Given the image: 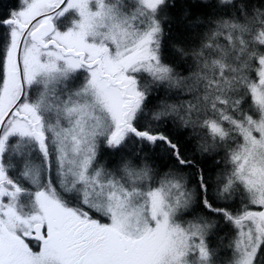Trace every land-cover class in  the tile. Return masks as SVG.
<instances>
[{"label": "snow or ice", "instance_id": "obj_1", "mask_svg": "<svg viewBox=\"0 0 264 264\" xmlns=\"http://www.w3.org/2000/svg\"><path fill=\"white\" fill-rule=\"evenodd\" d=\"M206 2L0 14V264H264V0Z\"/></svg>", "mask_w": 264, "mask_h": 264}, {"label": "trees", "instance_id": "obj_2", "mask_svg": "<svg viewBox=\"0 0 264 264\" xmlns=\"http://www.w3.org/2000/svg\"><path fill=\"white\" fill-rule=\"evenodd\" d=\"M211 3H214L215 0H210ZM16 6V0H0V14L6 15L10 8H14ZM188 8L191 15L190 19H195L197 16H202L208 14L212 11L211 7L209 6V2L206 0H176V6L169 9L170 16L177 22H179L180 17L185 8ZM180 31L178 27V23L173 24V34ZM165 55L171 59L167 60L166 62H172V59L178 60L179 57L176 53H174L171 47H167L165 49ZM159 98H163V93L159 94ZM172 102V101H169ZM195 143V141H193ZM219 159V157H217ZM208 166L211 168L212 162L208 161ZM214 171H219L220 169H213ZM224 254L223 252L221 255Z\"/></svg>", "mask_w": 264, "mask_h": 264}, {"label": "rangeland", "instance_id": "obj_3", "mask_svg": "<svg viewBox=\"0 0 264 264\" xmlns=\"http://www.w3.org/2000/svg\"><path fill=\"white\" fill-rule=\"evenodd\" d=\"M224 254H222V256H223Z\"/></svg>", "mask_w": 264, "mask_h": 264}]
</instances>
